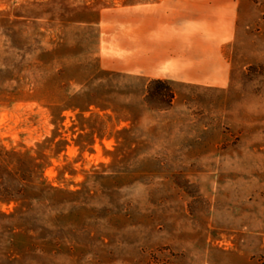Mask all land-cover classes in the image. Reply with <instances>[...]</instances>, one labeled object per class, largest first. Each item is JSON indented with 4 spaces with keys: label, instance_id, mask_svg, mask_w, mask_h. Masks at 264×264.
I'll return each mask as SVG.
<instances>
[{
    "label": "rangeland",
    "instance_id": "rangeland-1",
    "mask_svg": "<svg viewBox=\"0 0 264 264\" xmlns=\"http://www.w3.org/2000/svg\"><path fill=\"white\" fill-rule=\"evenodd\" d=\"M142 1L0 0V183L25 196L0 264H264V0H238L227 83L162 98L102 59L101 11Z\"/></svg>",
    "mask_w": 264,
    "mask_h": 264
},
{
    "label": "crops",
    "instance_id": "crops-1",
    "mask_svg": "<svg viewBox=\"0 0 264 264\" xmlns=\"http://www.w3.org/2000/svg\"><path fill=\"white\" fill-rule=\"evenodd\" d=\"M237 12L238 0H143L109 7L100 13L112 49L103 62L150 78L224 85L229 61L223 45L234 36Z\"/></svg>",
    "mask_w": 264,
    "mask_h": 264
},
{
    "label": "trees",
    "instance_id": "trees-1",
    "mask_svg": "<svg viewBox=\"0 0 264 264\" xmlns=\"http://www.w3.org/2000/svg\"><path fill=\"white\" fill-rule=\"evenodd\" d=\"M152 82L155 84V91L156 93H160V97L162 98L167 94L168 97L172 96V90L169 88L165 83L166 80L163 78H153L151 79ZM159 85H163L165 88V92H161L162 88L159 87ZM170 100V98H168ZM25 196L23 194V189L21 187H13L9 188L8 186H5L0 183V201H6L9 202L10 200H13L15 202H19L21 199H23Z\"/></svg>",
    "mask_w": 264,
    "mask_h": 264
}]
</instances>
